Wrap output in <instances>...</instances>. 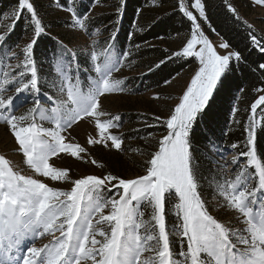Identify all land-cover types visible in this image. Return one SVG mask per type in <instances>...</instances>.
I'll return each instance as SVG.
<instances>
[{
  "label": "snow or ice",
  "instance_id": "snow-or-ice-1",
  "mask_svg": "<svg viewBox=\"0 0 264 264\" xmlns=\"http://www.w3.org/2000/svg\"><path fill=\"white\" fill-rule=\"evenodd\" d=\"M189 2L207 22L202 0H178L179 11L191 22L190 38L155 67L174 57L192 58L198 66L167 118L155 117L165 133L157 149L149 154L145 174L134 178L111 173L72 178L69 169L56 167L51 161L60 153L83 159L81 154L86 149L66 142L62 134L79 121L86 120L97 130L89 137V145L121 149V137L111 133L119 127L116 121L120 117L106 112L102 100L124 91V81L113 76L119 71V62L109 51L111 43L106 42V47L97 52L98 42L92 40L93 50L85 58L91 61L96 77L82 81L77 53L58 41V50L52 54L55 79H62L59 91L66 99H60L63 111L61 107L52 108L53 115H49L38 99L41 86L34 57V46L46 26L30 0H18L7 34H0V122L9 127L18 145L14 152L22 153L23 163L34 176L20 174L9 159L0 155V264H264V159L257 150L254 116L246 125L247 151L239 154L247 163L242 165L238 157L231 161L234 178H225L222 183L211 175L206 178L200 164L201 156L211 163L209 156L216 147L209 135L216 94L228 88L229 74L247 62L239 51L220 54L203 32L198 16L189 10ZM225 3L240 20L231 0ZM57 4L69 12L71 27L96 35L87 28L90 17L76 10L75 0L67 5H59L57 0ZM252 4L264 7V0H252ZM25 10L30 14L33 35L17 53L14 48L20 45L9 46L6 40ZM244 23L252 46L264 53V37H258L252 26ZM114 38L112 34L108 39ZM218 47L227 50L230 45L221 42ZM256 70L264 72V63H259ZM51 83L57 86L55 80ZM170 83L165 80V84ZM255 91L264 92V88ZM9 92L12 94L6 95ZM29 93L33 106L14 114L17 105L28 102ZM258 106H264V95L251 104V113L255 114ZM232 111L235 114L238 110ZM45 121H52L54 126L45 128ZM197 132L204 136L203 150L194 146ZM91 163L98 162L92 159ZM205 180L212 200L205 197ZM47 181L58 183L50 185ZM61 182L70 187L58 186ZM210 207L236 213L234 219L243 227L233 226L231 219L218 220ZM169 212L175 216L171 231L166 227ZM45 236L52 239L42 247L24 244L29 237L34 240ZM171 237L179 244L178 251L173 249Z\"/></svg>",
  "mask_w": 264,
  "mask_h": 264
},
{
  "label": "trees",
  "instance_id": "trees-1",
  "mask_svg": "<svg viewBox=\"0 0 264 264\" xmlns=\"http://www.w3.org/2000/svg\"><path fill=\"white\" fill-rule=\"evenodd\" d=\"M30 2L34 4L42 23L46 26L45 34L38 38L34 46L39 79L55 80L52 54L58 50V41H62L67 47V44H70L60 29L71 27V17L58 14L61 8L57 0H30ZM58 2L59 5H67L72 3V0H58ZM98 2L109 4L110 8L90 14ZM202 2L206 5L207 22L199 18L198 12L191 8L190 2L189 10L198 16V22L205 35L208 38L217 37L222 42H227L230 45L228 51H239L247 62L241 63L229 74L228 88L216 94L212 105L215 119L209 135L216 147L209 156L211 163L203 156L200 159L202 175L207 178L214 174L212 160L216 152L220 155L228 149L237 154L247 151L246 125L250 116H254L256 122L258 154L264 159V106H258L255 114L250 111L251 104L259 95H264V92L255 91L264 88V72L253 71L259 63H264V53L252 46L245 21L241 17L240 20L233 17L227 9L225 0H202ZM231 3L235 6V0H231ZM13 7H18V0H0V15ZM75 7L79 13H85L90 17L86 21L88 30L91 32L100 30V49L105 47L106 42L111 43L113 45L111 49L115 54L124 57L125 63H130L132 68L138 70L137 73L126 77L122 85L132 93L161 87L165 84V80H170L195 61L192 58L174 57L159 68L155 67L159 61L177 52L165 44L168 39L176 35L190 34L191 22L179 11L178 0H75ZM29 21L30 14L25 10L21 18L15 22L14 30L7 36V45H17L24 37L33 35ZM212 29H215V32ZM255 33L258 37H264L256 30ZM112 34L115 38L109 41L108 38ZM125 53L128 55L125 56ZM86 54L87 52L77 54L81 69L95 78L90 66L91 61L85 58ZM233 109L238 111L234 114ZM163 129L165 127L161 125L157 128L150 127L148 131L162 132ZM143 132L130 131L129 138L143 136ZM204 143V136L197 132L194 146L198 150H203ZM199 154L198 152L197 155ZM203 183L205 197H210L212 192L207 188L208 181L205 180ZM167 218L169 221V215Z\"/></svg>",
  "mask_w": 264,
  "mask_h": 264
},
{
  "label": "rangeland",
  "instance_id": "rangeland-1",
  "mask_svg": "<svg viewBox=\"0 0 264 264\" xmlns=\"http://www.w3.org/2000/svg\"><path fill=\"white\" fill-rule=\"evenodd\" d=\"M235 7L237 8L240 17L248 25H251L254 30L264 36V7L259 5H253L252 0H235ZM110 8L109 4L105 2H98L93 8L90 14L99 13L103 10H108ZM8 9L0 15V34H6L8 28L11 24V14L13 10ZM5 14H8L7 18ZM59 15L70 14L65 10H60ZM71 17V16H70ZM96 29L92 33L96 35L89 36L86 32H82L79 29L73 27L60 29L63 32V36L66 37L70 44L68 48L75 51L77 54L89 53L93 50L92 40H96L98 45L94 50L97 52L102 51L99 47L100 42V30L97 33ZM31 36L24 37L17 45L20 47L14 48V51L20 53L21 48L28 42ZM190 38V34L187 35H176L171 39H168L165 44L171 48L173 51H179L182 46L186 43V40ZM214 46H217V50L220 54H226L228 49H220L218 46L222 42L217 37L208 38ZM106 47V43H105ZM199 47V46H198ZM113 57L119 62V71L114 72L113 76L115 79L125 80L129 75L138 72L137 69L132 68L130 63H125L124 57H119L115 54L112 49H109ZM23 59L22 55L20 57ZM71 57L68 56L67 59ZM103 56L100 57L103 60ZM3 57L0 56V64H2ZM13 64L17 63L16 60L12 61ZM56 61L52 62L53 70L55 73ZM92 67V64L90 63ZM198 66V61H194L192 65L184 69L182 72L170 79V84H163L159 88H154L146 90L144 92L132 93L128 88H124L123 92H117L113 94H108L102 98L103 109L110 113L113 117L119 116L118 128L111 129V133L121 137L122 144L121 149L117 150L115 148H104L100 145H89L88 139L91 136L97 134V130L94 124H89L86 120L79 121L72 128L68 129L66 132L62 133L66 137V142H71L73 144H80L86 149L85 153H82V160H77L67 153H60L58 156L52 158V163L54 166L69 169V175L72 178H80L84 175H97L103 176L108 173L119 176L121 178H134L138 175L145 174V168L147 166L146 162L150 159L149 154L157 149L159 138L165 133V129L162 132L158 131H148V129L153 127H159L163 124L155 120L156 116L167 118L169 112L174 108L175 104L178 102L180 95L185 90V86L190 83V77L194 74V70ZM94 71V70H92ZM95 73V71H94ZM56 75V74H55ZM91 77L90 73H84V69L80 71V79L87 82V78ZM39 77V75H38ZM96 77V73H95ZM41 92L38 94V99L40 100L41 106L48 112L49 115H53L51 112L52 108L61 107L60 99H66V95L59 91V86L63 83L62 79H55L56 87L52 86L51 81L46 83L44 79H39ZM45 82V84H44ZM74 82V81H73ZM43 83V84H42ZM14 91V90H13ZM47 93V95H46ZM12 92L6 93V95H11ZM23 95V94H22ZM49 96L52 97L49 100ZM159 96V99L154 98ZM27 101L23 105H17L13 111L14 114L20 115L24 113L28 108L32 107L33 96L31 93L27 94ZM15 104V101H14ZM70 106V105H69ZM61 111L63 108L61 107ZM87 119V118H86ZM45 128L53 127L54 123L52 121L42 122ZM141 130L143 136H138L137 138H129L130 131ZM18 145L15 143L14 137L12 136L9 127L0 122V155H4L11 162L14 170L18 171L20 174L25 176H34V173L23 163L24 157L22 153L14 152V149ZM214 152V150H213ZM215 153V157L212 160L213 176L219 182H223L225 178H234V165L231 161L234 157H238L240 163L246 164L247 160L244 156L235 153L233 150L228 149L223 151V154ZM95 159L98 163L96 165L91 163V160ZM102 165V166H101ZM252 171V169H249ZM50 185H56L58 182L47 181ZM60 187H70V185L65 183H59ZM107 196L108 193L106 192ZM212 200V195L206 197ZM216 201H212L215 203ZM211 214L220 221H228L231 219L232 225L241 228L243 227L236 219H234V212H224V211H213L209 208ZM169 215V221H168ZM166 217V227L169 231L172 230L173 224L175 223V216L169 212ZM57 236L59 233L56 234ZM52 238L50 236H45L43 238L32 239L27 238L24 242L25 246H31L35 243V246L42 247L44 244L49 243ZM173 240V249L178 251L179 244L176 243L175 237H171Z\"/></svg>",
  "mask_w": 264,
  "mask_h": 264
},
{
  "label": "built area",
  "instance_id": "built-area-1",
  "mask_svg": "<svg viewBox=\"0 0 264 264\" xmlns=\"http://www.w3.org/2000/svg\"><path fill=\"white\" fill-rule=\"evenodd\" d=\"M253 183H254V181H253Z\"/></svg>",
  "mask_w": 264,
  "mask_h": 264
}]
</instances>
